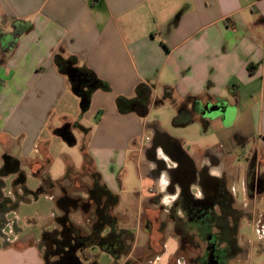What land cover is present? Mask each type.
<instances>
[{
  "label": "crops",
  "instance_id": "0c3cea01",
  "mask_svg": "<svg viewBox=\"0 0 264 264\" xmlns=\"http://www.w3.org/2000/svg\"><path fill=\"white\" fill-rule=\"evenodd\" d=\"M56 55L73 57V67L92 71L109 90L91 92L83 111ZM250 65H256L251 73ZM138 82L152 87L148 111L119 113L115 98L134 97ZM87 83L83 80V90ZM166 102L175 110L173 124L188 128L184 136L172 137L151 118V108ZM214 104L232 112H206L205 106ZM60 121L63 125L55 126ZM65 125L73 143L57 132ZM54 136L63 149L81 153L76 166L63 152L65 169L66 164L80 169L84 149L114 193L124 164L134 161L148 180L150 196L142 202L163 207L165 214L182 186L168 172L181 155L196 170L190 184L196 197L203 193L202 179H216L225 170L236 203L246 205L244 156L252 151L264 159V0H0V182L7 185L3 195L15 202L0 220L6 235L0 236V264H58L51 242L49 252L42 248L48 236L64 232L55 203L59 214H20L41 194L35 169L48 158ZM169 141L175 151L170 155L159 144ZM21 171L23 179L16 180ZM42 172L51 180L64 174L50 175L45 164ZM30 176L38 179L36 187L28 185ZM21 220L33 222L41 237L25 232ZM134 244L119 264L131 257ZM178 245L174 236L167 237L164 251L150 264H168ZM77 256L94 258L88 248Z\"/></svg>",
  "mask_w": 264,
  "mask_h": 264
},
{
  "label": "flooded vegetation",
  "instance_id": "af4514ba",
  "mask_svg": "<svg viewBox=\"0 0 264 264\" xmlns=\"http://www.w3.org/2000/svg\"><path fill=\"white\" fill-rule=\"evenodd\" d=\"M83 80H80L81 85ZM159 144L169 155L175 153L173 142L169 141L168 145L163 142ZM147 152L154 153V149ZM179 160L177 168H170L168 172L182 186L176 199L167 207L166 217L179 238V246L193 251L190 264H264V213L261 212L262 209L256 208V204L264 199V170L260 167L264 166V159L258 158L252 151L244 156L246 205L236 203L229 187L230 177L225 170L216 179H202L205 181L203 193L196 197L190 191L196 170L192 169V162L185 155H181ZM158 163L160 168H164L163 160ZM43 170L44 164L36 166L35 173L40 178V185L49 182L48 175ZM2 171L0 169V173ZM23 174L22 171L18 172L16 180L23 179ZM6 186L4 182H0V220L13 212L15 203L1 192ZM7 204L11 207H6ZM157 208L161 213L165 212L163 207ZM147 215L150 217H146V223L151 220V213ZM2 224L1 221V229ZM244 227H249V232L243 231ZM1 229L0 236L5 237ZM67 232L64 231L59 237L48 236V240L42 242V248L47 249L50 241L56 249L68 237L71 243L74 241L73 234L69 232L65 236L64 233Z\"/></svg>",
  "mask_w": 264,
  "mask_h": 264
},
{
  "label": "trees",
  "instance_id": "16d2710c",
  "mask_svg": "<svg viewBox=\"0 0 264 264\" xmlns=\"http://www.w3.org/2000/svg\"><path fill=\"white\" fill-rule=\"evenodd\" d=\"M54 59L58 69L64 73L68 64H74L73 57L63 59L56 55ZM255 68L256 65H250L249 72H253ZM79 71L85 73L88 78L87 89L83 90L82 86L77 89V81L72 82L71 85L73 92L80 98V106L84 111L89 104L91 92L96 89L109 90V85L98 79L92 71L80 69ZM168 95L165 93L163 98ZM151 98L152 87L145 82H138L134 86V97L118 95L115 104L121 114L134 112L143 116L148 111ZM57 132L67 142H74L66 125L57 129ZM44 164L48 167L50 159H45ZM55 188L58 189L59 194L54 197V203L62 213L59 221L63 224V231L70 232L74 237L71 243L68 237L55 249V253L59 256L57 263L80 264L77 252L97 246L111 254L113 264H119L118 260L128 255L131 250L132 235L118 227V216L114 213L119 200L118 194L111 191L102 181L91 156L84 149H82V165L79 170H75L72 164H66L64 174L59 179H49L48 184H42L37 188V192L53 194ZM72 211H79L83 219H87L86 230H81L69 220L68 215ZM92 264L95 262L93 261ZM123 264H130V260L127 259Z\"/></svg>",
  "mask_w": 264,
  "mask_h": 264
},
{
  "label": "rangeland",
  "instance_id": "374dc122",
  "mask_svg": "<svg viewBox=\"0 0 264 264\" xmlns=\"http://www.w3.org/2000/svg\"><path fill=\"white\" fill-rule=\"evenodd\" d=\"M150 114L151 118L156 116L155 118L159 120L161 128L172 137H180L181 135L184 136V131L188 129L187 127H177L173 124L175 110L168 102L164 104H157L152 107ZM62 125L63 122L60 121L56 122L55 126ZM187 140H189L188 137ZM185 147L190 149V152H193L192 145L189 141H187V145H185ZM1 150L0 145V154L2 152ZM63 152L70 155L76 166H79L81 163V153L78 148L65 146V149H63L59 138L54 136L48 153L51 165L49 164L47 169L50 175L59 176L64 173L65 160L63 159V155H61ZM120 174L121 175L118 177V180H116L115 188L119 200L114 208V213L118 216V227L126 230L132 235V242H130V244L133 245L135 242L134 247H137L128 260H130V264H150V261L155 260L156 255L161 254L164 251V242L167 237L170 235L174 236L178 239V244L179 238L173 231L165 213L158 211L157 206H151L149 202H142L144 198L150 196V193L147 191L148 180L140 177L134 161H127ZM27 183L31 187H36L38 185V179L34 176H30ZM58 194L59 192L57 188L54 189L53 194H39L31 206L22 208V211L24 212L20 214H33L34 212L50 214L52 213V210H55L57 214H59V210L55 208L53 201L54 197ZM239 200H241V197H239ZM262 203L263 202L260 203L258 208H264V203ZM147 211L154 212V214L151 216V220L146 223L145 219L148 217ZM68 216L71 221H73L76 225H79L81 230H86L87 219L84 220L79 211H72ZM21 221H23L21 222V225H23L25 232L33 234L36 233L38 238L41 237V230L37 226L33 225V222H24V220ZM243 231L249 232V227H244ZM143 246L146 247V249H144ZM178 247V251L170 259L168 264H176L177 260H181L183 264H190V257H193L194 254L193 251L185 250L179 245ZM88 252L89 254H92L94 258L86 259L83 258V256H79L82 264H92L93 261L95 264H113V257L111 254L101 250L97 246L88 248ZM160 262L161 261L155 264H161Z\"/></svg>",
  "mask_w": 264,
  "mask_h": 264
},
{
  "label": "water",
  "instance_id": "95a60500",
  "mask_svg": "<svg viewBox=\"0 0 264 264\" xmlns=\"http://www.w3.org/2000/svg\"><path fill=\"white\" fill-rule=\"evenodd\" d=\"M65 74L71 83L77 81V89H79V87L81 86L80 80L86 77V75L84 73L79 72L78 69L73 67L71 64H68V67L66 68ZM84 80L88 81L86 79H84ZM205 108H206V112H211V113L219 112V113L224 114V115L232 112L231 107H229L227 105H222V104L207 105V106H205ZM153 138H154V136H153ZM67 235H68V232L65 233V236H67ZM73 264H75V263L73 262Z\"/></svg>",
  "mask_w": 264,
  "mask_h": 264
},
{
  "label": "built area",
  "instance_id": "2783aa9c",
  "mask_svg": "<svg viewBox=\"0 0 264 264\" xmlns=\"http://www.w3.org/2000/svg\"><path fill=\"white\" fill-rule=\"evenodd\" d=\"M150 138L149 137H143V140L148 141ZM149 191H152V188H149Z\"/></svg>",
  "mask_w": 264,
  "mask_h": 264
}]
</instances>
